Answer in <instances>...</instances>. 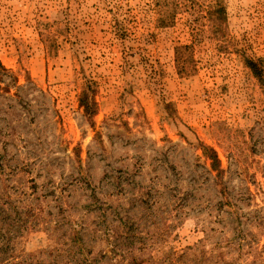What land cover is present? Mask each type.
Listing matches in <instances>:
<instances>
[{"label":"rangeland","instance_id":"rangeland-1","mask_svg":"<svg viewBox=\"0 0 264 264\" xmlns=\"http://www.w3.org/2000/svg\"><path fill=\"white\" fill-rule=\"evenodd\" d=\"M249 58H264V0H0V264H76L75 233L116 259L264 264V86Z\"/></svg>","mask_w":264,"mask_h":264},{"label":"trees","instance_id":"trees-1","mask_svg":"<svg viewBox=\"0 0 264 264\" xmlns=\"http://www.w3.org/2000/svg\"><path fill=\"white\" fill-rule=\"evenodd\" d=\"M209 20L212 29L213 37L217 40H223L227 37L228 28H229V15L226 9V6L223 4H218L214 6L212 10L209 12ZM161 20V26H170L166 22ZM189 45L185 46H177L176 58L177 65L180 73H190V57L189 55L184 54L182 49H187ZM248 64L251 67L254 75L260 80L262 85L264 86V58H256L248 59ZM191 67V66H190ZM80 104L84 107V110L89 116H93L96 114L97 104L93 99V96L90 95L88 91H85L80 96ZM200 148L203 150L204 155L207 159L211 161V167L213 170L217 171L218 175H222L224 170L221 168V159L218 155L217 150L209 145V144H200ZM71 247H76L73 258L76 261V264H150L151 255L149 254V258L145 257L144 252H136L134 248L126 249V252L120 253L121 256L119 258H115L112 254L108 253V251L100 252L99 254H95V252L86 246L84 242V238L75 233L71 238ZM152 259V258H151ZM172 264H179L183 261L182 257L171 260Z\"/></svg>","mask_w":264,"mask_h":264}]
</instances>
